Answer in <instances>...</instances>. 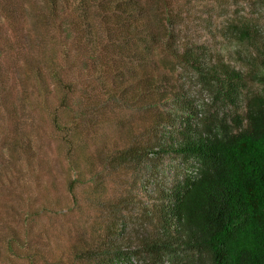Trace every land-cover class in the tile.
<instances>
[{
    "label": "trees",
    "instance_id": "16d2710c",
    "mask_svg": "<svg viewBox=\"0 0 264 264\" xmlns=\"http://www.w3.org/2000/svg\"><path fill=\"white\" fill-rule=\"evenodd\" d=\"M179 3L0 0V191L16 201L0 199L11 216L0 222V263L264 264V26L242 18L225 27L250 45L235 66L180 35ZM181 70L219 101L234 103L245 80L263 89L233 127L215 125L173 81ZM36 115L49 119L48 137ZM43 137L55 142L56 164ZM166 159L178 165L165 180ZM57 174L67 211L87 224L74 220L66 251L34 229L65 215L51 196ZM117 190L126 193L113 201ZM136 209L141 232L122 235Z\"/></svg>",
    "mask_w": 264,
    "mask_h": 264
},
{
    "label": "rangeland",
    "instance_id": "374dc122",
    "mask_svg": "<svg viewBox=\"0 0 264 264\" xmlns=\"http://www.w3.org/2000/svg\"><path fill=\"white\" fill-rule=\"evenodd\" d=\"M262 3V0H180L179 6L184 21V25L181 26L182 32L180 35L186 36L189 40H193V42L204 46V48H206V50H208L213 56L223 58L235 66H240L241 64H244L247 60L246 58H248L250 45L247 42L237 40L235 38V32L227 31L225 27L232 22L235 24L236 21L242 20V18H248L255 23L257 22L255 19L258 18V22L264 26V6ZM7 56L8 55H4L1 59L3 61L9 59ZM22 79H24V76H19L18 79L15 80ZM178 79L180 80L173 81L182 88V91L190 95V99L194 100L197 108L202 109L201 112L204 116H213V118L215 117L213 124L221 125L222 123L228 128L234 126L233 119L237 115H243L246 109L247 98L255 93L262 92L263 89V84L260 83V80H245L244 87L235 98L234 103H232L228 100L219 101L213 98L212 94L203 88L199 80H195L186 71L181 70L180 73H178ZM11 84L14 88L15 99H20V89L22 88L21 83L16 82ZM26 109L27 107L24 111H20L25 119H28L35 114L31 112V110ZM134 117L135 116L130 113L126 114L125 119L129 121L128 123L133 124L132 127L135 128V132H139L143 127V123L140 124L141 119H139V123V121H136L138 118L133 119ZM36 122L40 126L42 135L48 137L49 119L45 115H36ZM115 137L116 133H112L113 140ZM42 141L48 162L50 164H56L54 159L56 150L55 142L52 139H45V137H43ZM165 162V166L162 167L163 172L160 176H162V178L164 176V179L166 180L172 176V167H177L178 162L175 159H166ZM132 177L133 176L127 177L124 182L129 183ZM57 179L58 189L55 192H51V196L53 199L56 196L55 201L56 199L59 200L60 205L58 207H64L63 212H65V215L42 217L35 222L34 229L37 231H39L38 229H41L42 232L44 229L46 230L44 236L48 238L46 239V242L49 243V248L57 250V247L59 246L60 249L66 251L68 245L73 241L70 234L72 233L73 235L74 220H78V227H80V230H86L87 224L84 219H79V217L77 218V215H73V212L67 211L72 204L71 197L70 195H67L65 191V180L62 174H57ZM115 179L117 181L121 180L118 178ZM124 193L126 192H123V190H117L111 198L115 201L119 195ZM137 194L142 201L145 200V196L140 191H137ZM3 198L9 202H16L15 198L10 195V193L7 194L6 191H0V199ZM137 213L138 210L136 209L134 213L129 216L126 215V224L118 226V231L120 229L122 235L130 231L133 234L136 233V231L138 233L141 232L138 221L135 219L131 220L132 218H135ZM10 219L11 216L4 213L3 210L2 212L0 211V222H6ZM134 220L135 224L132 225ZM129 264L149 263H146L143 256H134L130 259Z\"/></svg>",
    "mask_w": 264,
    "mask_h": 264
}]
</instances>
